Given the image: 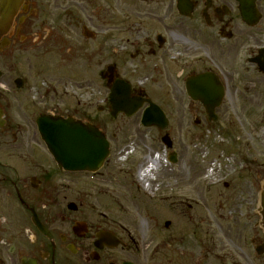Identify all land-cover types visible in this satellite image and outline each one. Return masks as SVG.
I'll use <instances>...</instances> for the list:
<instances>
[{
    "label": "flooded vegetation",
    "instance_id": "af4514ba",
    "mask_svg": "<svg viewBox=\"0 0 264 264\" xmlns=\"http://www.w3.org/2000/svg\"><path fill=\"white\" fill-rule=\"evenodd\" d=\"M50 62L60 66L46 73ZM86 63L99 92L128 86L142 111L162 94L169 122L167 112H191L198 126L228 130L238 113L245 134L215 137L208 216L174 145L163 143L179 163L166 197L175 224L146 227L135 205L105 191L115 169H103L122 153L115 133L100 170L58 165L39 117L107 133L68 94ZM191 88L207 90L204 100ZM104 102L95 113L111 115L109 94ZM0 264H264V0H0Z\"/></svg>",
    "mask_w": 264,
    "mask_h": 264
},
{
    "label": "rangeland",
    "instance_id": "374dc122",
    "mask_svg": "<svg viewBox=\"0 0 264 264\" xmlns=\"http://www.w3.org/2000/svg\"><path fill=\"white\" fill-rule=\"evenodd\" d=\"M50 60L55 61V59ZM86 64L88 65L84 66L82 71L84 72L82 78L86 79L83 86L80 85L82 84L80 83V77H72L68 94L72 99L80 100L81 103L78 104V108H86L91 121L96 118L103 119L106 122L105 129L108 136L112 138L114 133L119 136V146L122 148V153L117 158L115 157V162L103 169L107 171L106 173L111 169H115L114 176L105 175V183L107 180L109 181L105 186V191L112 196L117 192L121 199L130 201L132 209L135 208V205L134 211L140 217L141 223L144 220L148 222L146 227L152 226L156 220L162 225L166 220H170L172 224H175L178 212L175 206H166V203L169 202L166 197H169L171 190H175L170 188L169 181L172 183L173 177L171 174L174 173L173 169L179 167V163L170 161L168 149L163 146L162 136L167 131L174 141V149H177L180 154L182 153L184 159L187 162L189 161L195 169L194 173L199 179V190L197 188V192L199 193L201 205L200 213L201 216H208L210 212L205 208L204 201H210L209 203L212 205L211 200L214 199L212 195L216 193L207 188L210 186L213 175L211 173H214L210 172L208 168L211 160L215 159L219 153V149L214 145L215 137H219V135L232 137L236 134H245L238 113L233 111L230 114L231 117L229 118H232L233 123L228 130L224 127L219 129V126L213 127V125L210 126L205 123L198 126L191 112H167L170 122L162 130L157 127L142 126L140 123L142 111L137 112L133 117L125 118L129 121L123 123L120 117L113 119L109 115L106 106L103 113H95L98 105H104V98L107 97L109 91L104 86L102 92H99V81L92 74L96 70V66L91 63ZM47 66L50 68L46 69V73L60 65L50 62ZM72 66L74 68V64ZM33 69L35 70V67ZM153 96V100H158L157 102L161 104L159 102L161 101L160 98H164V96L162 94H154ZM226 138L229 139V137ZM126 145L129 146L130 154L124 153ZM162 147L163 150H161ZM157 152L162 159L159 167L155 170L158 180L154 181L158 187H151L149 191H146L144 185L138 179V169L146 161L149 154L154 155ZM190 164L187 163V165ZM213 177L215 178V175Z\"/></svg>",
    "mask_w": 264,
    "mask_h": 264
},
{
    "label": "water",
    "instance_id": "95a60500",
    "mask_svg": "<svg viewBox=\"0 0 264 264\" xmlns=\"http://www.w3.org/2000/svg\"><path fill=\"white\" fill-rule=\"evenodd\" d=\"M198 97L204 100L205 96L202 93ZM110 100L113 105V116L120 111L132 115L141 104L136 101L132 102L128 91L123 88L113 89ZM212 112V110L209 111L210 114ZM142 122L147 126L157 124L164 127L167 119L161 108L152 103V106L145 110ZM41 123L39 128L41 135L58 164L63 168L94 171L102 166L109 155V141L105 134L91 124L62 117L47 118ZM167 140L169 137L165 136L164 141ZM168 144L171 145V141H168ZM172 158L175 160L174 156Z\"/></svg>",
    "mask_w": 264,
    "mask_h": 264
},
{
    "label": "bare ground",
    "instance_id": "6f19581e",
    "mask_svg": "<svg viewBox=\"0 0 264 264\" xmlns=\"http://www.w3.org/2000/svg\"><path fill=\"white\" fill-rule=\"evenodd\" d=\"M154 162V166L157 167L160 163H161V157L160 154H157V156L155 157V159L153 160ZM149 190V189H148Z\"/></svg>",
    "mask_w": 264,
    "mask_h": 264
}]
</instances>
